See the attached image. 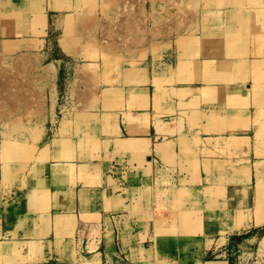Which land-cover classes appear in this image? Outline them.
<instances>
[{
  "label": "crops",
  "instance_id": "0c3cea01",
  "mask_svg": "<svg viewBox=\"0 0 264 264\" xmlns=\"http://www.w3.org/2000/svg\"><path fill=\"white\" fill-rule=\"evenodd\" d=\"M102 3L0 0L51 91L0 141V264H230L264 229V34L226 7L138 38Z\"/></svg>",
  "mask_w": 264,
  "mask_h": 264
},
{
  "label": "rangeland",
  "instance_id": "374dc122",
  "mask_svg": "<svg viewBox=\"0 0 264 264\" xmlns=\"http://www.w3.org/2000/svg\"><path fill=\"white\" fill-rule=\"evenodd\" d=\"M226 7L247 12L251 16L253 31L264 34V0H103L100 9L120 15L132 12L137 17L132 19V30L138 38L141 35L149 40L161 35L164 39L179 37V43L184 44L197 32L201 13L207 8ZM42 59V51L0 54V141L27 140L31 132L18 129L23 113L32 108L30 111L35 113L34 121L37 122V114L47 106L51 91L49 84L42 79ZM47 73L54 78L55 72ZM53 90L54 94H59L57 88ZM28 95H31L30 99ZM28 101L32 103L30 107ZM53 103L59 107L61 100L53 98ZM37 139L36 143L40 141ZM240 247L231 245L228 254L230 264H264V229L256 241Z\"/></svg>",
  "mask_w": 264,
  "mask_h": 264
}]
</instances>
